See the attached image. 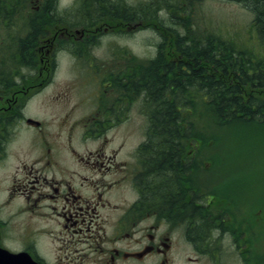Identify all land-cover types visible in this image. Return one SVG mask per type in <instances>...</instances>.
I'll list each match as a JSON object with an SVG mask.
<instances>
[{
	"label": "flooded vegetation",
	"instance_id": "1",
	"mask_svg": "<svg viewBox=\"0 0 264 264\" xmlns=\"http://www.w3.org/2000/svg\"><path fill=\"white\" fill-rule=\"evenodd\" d=\"M167 3L161 7L171 14ZM152 9L151 0H0V164L17 137V146L38 149L32 159L7 171L11 181L0 199L1 249L27 252L40 264H52L40 253L34 229L25 234L20 230L17 219L25 213L54 220L59 239L55 250L62 255L55 264L62 259L63 264H264L261 188L235 193L199 186L197 157L188 155L192 167L184 181L185 202L190 203L185 212L178 209L173 215L163 203L159 216L151 214L140 185L146 184L148 173L136 152L138 145L119 156L124 142L107 136L120 115L131 108L141 114L142 109L134 93L117 90L116 38L104 45L110 60L98 59L95 52L103 46V36L119 33L108 20L138 18L137 24L145 25ZM24 39L36 60L23 62ZM60 53L69 56L73 67L85 69L95 85L84 102L89 113L66 125L68 108L59 120L62 139L61 129L47 131L41 120L27 123L30 113L24 112L29 98L53 77ZM23 65L39 68L25 86L16 70ZM7 67L12 68L9 78L4 74ZM76 127L77 139L72 141ZM22 132L28 139L20 143ZM9 204L11 210L2 215ZM198 211L208 221L202 233L197 231ZM28 233L31 240H26ZM2 255L8 258L6 252Z\"/></svg>",
	"mask_w": 264,
	"mask_h": 264
},
{
	"label": "trees",
	"instance_id": "2",
	"mask_svg": "<svg viewBox=\"0 0 264 264\" xmlns=\"http://www.w3.org/2000/svg\"><path fill=\"white\" fill-rule=\"evenodd\" d=\"M243 1L253 11L252 28L264 41V0ZM184 22L180 20L179 26ZM161 30L162 44L155 56L146 65L125 67L119 88L142 93L150 109L139 148L148 173L146 184H140L144 195L150 206L159 210L160 204H168L167 211L175 215L190 204L185 202L184 181L192 167L187 157L192 145H198L200 156L205 157L203 150L218 140L221 143L225 130L264 126V46H246L241 36L195 38L177 27L172 32ZM167 38L173 40L171 50L164 48ZM28 43V39L21 42L23 62L34 58L27 51ZM201 119L207 125H199ZM197 216L201 222L197 231L202 233L208 221L200 211Z\"/></svg>",
	"mask_w": 264,
	"mask_h": 264
},
{
	"label": "rangeland",
	"instance_id": "3",
	"mask_svg": "<svg viewBox=\"0 0 264 264\" xmlns=\"http://www.w3.org/2000/svg\"><path fill=\"white\" fill-rule=\"evenodd\" d=\"M244 3L243 0H195L194 7L188 12L189 14L180 12L179 18L172 12L170 14L168 9L159 7L160 5L157 4L153 6L152 13L147 16V18H152L145 21L146 25L137 24L140 21L138 18L132 19L129 26L120 24L117 36L110 37L109 35L101 38L100 43L103 46H100L101 48L95 54L98 59L110 60L112 54L105 50L104 45L116 38L115 43L118 46V51L114 54L118 55L117 59L120 62L117 70L123 71L122 60L135 59L140 61L153 57L156 44L160 40L157 33L162 32V28L172 32V29L177 27L181 31L184 28H181L177 21L182 18L190 22L189 28L193 26L199 33H206L204 29L208 27L214 34L224 33V36H241L247 43H251L247 26L252 24L251 20L254 14L252 9ZM156 7H159L160 10ZM1 36L0 38H2ZM253 39L254 42L257 40L255 33ZM246 46L258 48L256 44ZM164 48L167 49L168 47L164 45ZM123 53L126 54L124 57H122ZM58 60L59 66L56 68L53 77L50 78L41 92L39 91L31 99L29 98L31 102L26 107L27 111L24 110V112L30 113L29 116L33 119L46 122L47 131L56 133L61 129L59 138L62 139L64 131L59 126V120L65 117L64 113L68 108H70V113L66 117V125H72L81 116L89 113L87 112L89 106L85 105L84 102H87L85 98L93 92L95 85L85 69L73 67L69 56L60 53ZM102 69L109 71L111 68ZM145 123V118L137 113L136 108H131L127 115L119 116V122L107 134L113 140L124 142L119 156L125 157L127 147L144 138L143 127ZM198 123L199 125H207L205 119L198 120ZM259 126L245 125L224 131L225 135L222 136V142L219 143L218 140L217 144L210 149L209 155L214 156L219 164L215 171H213V165L208 164L209 167L206 169H209L211 173L209 176H205L206 181L216 183L222 192L231 189L232 192L236 193L247 188L248 185H251L248 188L258 185L262 189L264 199V126ZM77 129L79 130V127H76L75 134L71 138L72 141L77 139ZM206 129L209 131L210 128L206 127ZM27 139L28 133L22 132L19 136V142H26ZM14 141L10 145L7 159L3 164H0V199L5 196L4 193L7 192L6 189L11 181V176L7 174V171H11L21 162L29 161L35 153H38V149L34 151L26 145L17 146L18 137ZM16 146L17 148H15ZM11 208L10 204L7 205L6 211L2 215L8 213ZM17 220L22 224L20 230L23 229L24 234L28 230L32 232L34 229L39 243V251L49 259L50 263L55 264L56 259L62 258V255L60 256V253L55 250L59 239H55L57 230L53 226L55 223L53 219L34 218L23 213L22 217ZM31 235L32 233H28L26 240H31ZM189 251L190 249H185V252ZM63 261L64 259H62L61 264L64 263ZM149 261L146 259L145 263ZM122 263L128 264L126 261Z\"/></svg>",
	"mask_w": 264,
	"mask_h": 264
},
{
	"label": "bare ground",
	"instance_id": "4",
	"mask_svg": "<svg viewBox=\"0 0 264 264\" xmlns=\"http://www.w3.org/2000/svg\"><path fill=\"white\" fill-rule=\"evenodd\" d=\"M86 28V27H85ZM100 30V29H99ZM87 35V34H86ZM108 36V35H107ZM61 50V49H60ZM19 88V87H18ZM235 238V237H234ZM245 245V244H244Z\"/></svg>",
	"mask_w": 264,
	"mask_h": 264
},
{
	"label": "water",
	"instance_id": "5",
	"mask_svg": "<svg viewBox=\"0 0 264 264\" xmlns=\"http://www.w3.org/2000/svg\"><path fill=\"white\" fill-rule=\"evenodd\" d=\"M1 256V255H0ZM0 264H2L1 262H0Z\"/></svg>",
	"mask_w": 264,
	"mask_h": 264
}]
</instances>
